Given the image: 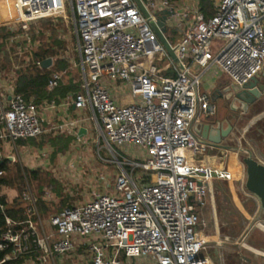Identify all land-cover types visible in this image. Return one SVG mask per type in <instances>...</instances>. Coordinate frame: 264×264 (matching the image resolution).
<instances>
[{
  "label": "built area",
  "instance_id": "obj_1",
  "mask_svg": "<svg viewBox=\"0 0 264 264\" xmlns=\"http://www.w3.org/2000/svg\"><path fill=\"white\" fill-rule=\"evenodd\" d=\"M199 3L0 0V28L10 33L5 49L18 64L40 47L32 25L70 22L79 84L76 93L59 102L36 104L14 92V78L0 79V165L8 160L0 168L5 218L0 264H213L208 256H199L210 243L223 244L202 233L198 214L212 187V178L204 180L200 173L216 171L204 160L209 144L193 131L199 116L216 113L200 90L202 76L216 66L229 87L239 90L261 73L264 0H213L208 18ZM163 12H168L164 37L177 62L155 33ZM62 75L53 73L47 89L53 90ZM80 129L85 130L81 138ZM92 131L119 157L110 191L53 214L44 225L27 182L18 201L3 182L9 167L20 160L16 141L48 133L79 142ZM122 148L130 153L117 151ZM133 149L141 155L131 156ZM43 150L37 148L35 154L44 156ZM50 153L47 149L46 164ZM74 167L68 161L63 171ZM15 202L25 218L5 212Z\"/></svg>",
  "mask_w": 264,
  "mask_h": 264
},
{
  "label": "rangeland",
  "instance_id": "obj_2",
  "mask_svg": "<svg viewBox=\"0 0 264 264\" xmlns=\"http://www.w3.org/2000/svg\"><path fill=\"white\" fill-rule=\"evenodd\" d=\"M44 22L41 21L38 22V24L31 26L33 33L35 28L38 29L37 33L34 34V37L40 45L42 44L41 41L46 40L50 36L49 31H43V34H41V28L45 27V24H43ZM50 22H52L53 26L55 27V37L60 42H62L60 48L54 47L55 55L51 57L53 66L51 65L50 68L57 70V61L62 60L61 65L64 66V69H62L61 72L67 74L68 77L71 76V78L74 77L78 80V53L76 50L73 27L71 26L70 22L68 24H63L60 20H55L49 21L48 23ZM175 37H178L177 33L175 34ZM21 64L25 65V61L19 62L18 64V60H16L13 63L11 71L5 70L0 73V79L4 78L5 80H8L14 77L16 66L19 67ZM0 92H2L1 89ZM255 105L252 106L250 112L253 111ZM229 107L230 106L228 103H222L221 100H217L216 113L214 116H221L222 120L228 124L233 120L231 116H233L234 112L231 111ZM236 113L238 115L235 116V119H239V121H237L232 133L233 140L234 138H239L244 133V128H238V126L240 119H246V115L241 116L238 112ZM46 136L53 138L56 135L48 134ZM32 141V139L16 141L15 144L19 152L20 160L16 161V163L9 167L6 178L10 179L14 177L12 167L15 168L16 166L19 171H21V168L23 169L25 180H22L21 191L26 187L25 185L27 182L32 193L37 198V201L38 197L40 196L41 200L51 205V209H53L51 214H49L47 217H41L44 225L47 224L50 216L58 212L60 208L59 201L61 200L62 195L68 196L70 204L77 205L91 199L94 193L110 191L118 173L116 158L119 159V157L115 149L109 148L103 143L98 133L92 131L90 136L84 137L79 142L71 143L64 153H58L56 155H53V149L46 142L40 148H38L39 150L44 149V156L41 154L36 155V146L35 144L32 145ZM47 149H50L51 153L46 164L43 159H45V156L47 155ZM117 151L121 153L124 151L130 153V150H126V148H122L121 150ZM140 155V151L138 152L133 149L131 152V156ZM68 161L74 162L75 167L73 170L64 172L63 166ZM25 170H38L39 172H42V174L46 173V180L53 178L57 183L60 184V195L58 192L51 191L44 187L46 186L45 183H43L41 188V192L43 194L40 195L38 187L42 185L41 180L44 177L34 180L31 178L29 173L25 174ZM101 177H103V180L100 179ZM7 190H10V195L14 196L17 201L19 200L18 197L20 192L16 181L12 186H7ZM198 214L199 218L204 223L202 233L209 238L210 242H218V240L223 241V244H220V246L210 243L208 246H206V249H203L200 252L199 256H208L212 260L213 264H226L220 263V261H226V258H220V253H229L228 244L224 241L223 226H216L217 232L219 233V235H217V233H215V224L209 223L210 214L217 216L216 197L213 193V186L211 187L208 199L206 200L205 204L198 210Z\"/></svg>",
  "mask_w": 264,
  "mask_h": 264
},
{
  "label": "water",
  "instance_id": "obj_3",
  "mask_svg": "<svg viewBox=\"0 0 264 264\" xmlns=\"http://www.w3.org/2000/svg\"><path fill=\"white\" fill-rule=\"evenodd\" d=\"M146 16V12L141 7ZM157 21L155 33L167 54L174 62L177 59L164 34L165 15ZM51 66V59H45L42 69ZM264 88L258 85L257 78L252 79L242 89L232 88L225 91L231 100L242 105L245 112L248 105L261 98ZM224 98V95H221ZM244 128L241 140L225 142L226 148L219 149V160L216 171H205L200 175L204 180L212 178L213 193L216 197L217 216L210 214V222L223 226L224 241L228 244L229 253H220V258L226 261L220 263L232 264H264V100H260L252 112L246 113V119H240L238 128ZM231 131H215L209 124L202 127L197 135L214 147H221V141ZM79 137L85 135L80 129ZM209 172V176L206 173Z\"/></svg>",
  "mask_w": 264,
  "mask_h": 264
},
{
  "label": "trees",
  "instance_id": "obj_4",
  "mask_svg": "<svg viewBox=\"0 0 264 264\" xmlns=\"http://www.w3.org/2000/svg\"><path fill=\"white\" fill-rule=\"evenodd\" d=\"M177 1V0H172ZM199 9L204 14L206 18L211 17L213 15V1L212 0H200L199 3ZM43 24H45V27L41 28V34H43V31H49L50 36L44 41H41L42 44L40 47L33 53V56L31 59H28L25 62V65H19L15 69L14 74V92L23 95L25 98H33L34 102L36 104H41L43 102H59L61 99L65 98L67 95L71 93H76L79 89L78 80L76 78H71V76H67V74L62 75L61 81L57 84V86L53 90L47 89V84L49 79L51 78V75L56 72H61L62 69H64V66L62 64V60L57 61V70L55 69H42L41 67L36 65V62H42L47 58H51L55 55L54 47L60 48L62 45V42H60L55 37V27L53 26L52 22L48 23L49 21L45 20ZM39 28V26H38ZM40 34V35H41ZM10 36V33L5 28H0V73L7 70L11 71L13 67V63L17 60L15 57H10L7 54V51L5 49V40L7 37ZM53 63V62H52ZM53 66V64H52ZM67 76V77H66ZM48 134H42L41 136L32 139L31 142L32 145L35 144L36 148H40L45 142L49 144V146L53 149V155H56L58 153H64L71 143L75 141V138H72L67 135H56L53 138L47 137ZM8 160L5 159L3 163L0 165V168L7 165ZM14 177L7 179L5 178L3 182L7 186H12L13 183L16 181L19 187V192L21 193V187H22V180L23 176L21 171L15 166L12 167ZM29 173L31 178L34 180L41 179V184L38 187V191L40 192V195L43 194L41 192V188L43 186V183L46 184L47 189L58 192L60 195L61 186L59 183H57L53 178H49L46 180V173L42 174V172H39L38 170H25V174ZM27 177V176H26ZM43 187V188H44ZM36 194V193H35ZM2 203H4L2 201ZM74 205L69 203L68 196L62 195L61 200L59 201V210L72 207ZM38 210L40 217H47L49 214H51L52 210L51 205L47 204L45 201L41 200L40 196L38 197ZM5 212L13 218H25L26 214L23 208L20 207L17 202H15L13 205L9 206ZM57 212V213H58ZM5 223L4 214L0 210V235L3 229ZM1 259V256H0ZM7 264H22L21 260L10 262Z\"/></svg>",
  "mask_w": 264,
  "mask_h": 264
},
{
  "label": "crops",
  "instance_id": "obj_5",
  "mask_svg": "<svg viewBox=\"0 0 264 264\" xmlns=\"http://www.w3.org/2000/svg\"><path fill=\"white\" fill-rule=\"evenodd\" d=\"M256 78L258 80V85H261L264 88V69ZM228 89H230L228 78L223 72L220 71L219 68H217L216 66H210L204 71L200 90L203 94H206L210 97L211 102L213 105H215V107H217V100H221L222 103H226V101L230 102L231 105H233L234 109L237 107L236 104H233L235 103V101L231 100L230 95L225 93V91ZM222 94L224 95V98L221 97ZM261 98L264 99V92ZM232 119L233 120L231 122L226 124L222 120V117L219 115L211 117L199 116L197 121L193 124V131L196 134L198 131H201L202 127L206 124H209L211 126L213 132L218 130L225 131L228 127H231V131L228 136L222 139L220 145L221 147H214L210 145V143H208L207 141L203 140L205 143H207V145L209 144L204 154V160L212 167L216 168V163L219 160L218 148H226L223 142L229 145V140H233L232 133L239 119ZM243 137L244 133L239 138H234V140H241Z\"/></svg>",
  "mask_w": 264,
  "mask_h": 264
},
{
  "label": "flooded vegetation",
  "instance_id": "obj_6",
  "mask_svg": "<svg viewBox=\"0 0 264 264\" xmlns=\"http://www.w3.org/2000/svg\"><path fill=\"white\" fill-rule=\"evenodd\" d=\"M261 99H262V98L258 99L255 103H253V104H251V105H248L247 108H246V111H245V112L242 111V105H241L240 103H238V102L235 101V103H233V104H236L237 107L234 109V108H233V105H231L230 102L226 101V103H228V105L230 106V107H229L230 110H231V111H234V112H233V116H231V118H235V116L238 115L236 112H238L241 116L246 115L247 112H250V111H251L252 106L255 105L256 103H258ZM236 109H237V110H236ZM235 111H236V112H235Z\"/></svg>",
  "mask_w": 264,
  "mask_h": 264
}]
</instances>
